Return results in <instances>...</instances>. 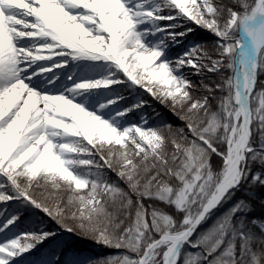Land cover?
<instances>
[{
  "label": "snow or ice",
  "instance_id": "snow-or-ice-1",
  "mask_svg": "<svg viewBox=\"0 0 264 264\" xmlns=\"http://www.w3.org/2000/svg\"><path fill=\"white\" fill-rule=\"evenodd\" d=\"M176 21L212 33V48L170 59L192 31ZM261 74L264 0H0V202L121 250L71 264H264ZM122 84L183 126L128 124L143 101L118 107ZM0 218V234L19 219ZM54 235L4 236L0 264Z\"/></svg>",
  "mask_w": 264,
  "mask_h": 264
},
{
  "label": "rangeland",
  "instance_id": "rangeland-1",
  "mask_svg": "<svg viewBox=\"0 0 264 264\" xmlns=\"http://www.w3.org/2000/svg\"><path fill=\"white\" fill-rule=\"evenodd\" d=\"M174 15V13H173ZM177 23H182L183 27L176 29V31H185L187 28H191L192 31L188 33L185 37H183L179 44L177 45H171L170 41V47L168 50V56L170 59H176L180 54H182L185 50H187L188 46L190 44H204L206 48L211 49L214 41L216 40V37L209 31L195 25L193 22H187V21H176ZM172 21L165 20L164 23L159 22L161 27H167ZM193 33V37L189 36ZM204 33V34H203ZM192 38V39H191ZM184 39H188V44L181 45V42L184 41ZM177 47L178 49H174ZM177 52V53H176ZM192 70L188 67H185L183 69V73L188 76L190 79L193 78L194 83H198L201 78H197L194 75H191ZM206 82H212L217 81L218 77L215 73H207L206 74ZM209 77V79H207ZM264 74H261L258 79L264 80ZM117 92L121 96L124 97L122 101L119 102L118 107L122 108L123 106H133L136 103L143 101V105L140 108L134 109L132 112L128 113L126 117L124 118L128 124H131L129 120L135 121L136 123H139L142 118H146L149 122V126H153L158 124L162 119H160L157 116V113H168L170 115L169 123H171L174 126H183L181 122L172 114L170 110V105L162 104L158 99L154 98L151 94L147 93L144 89H141L139 87L131 88L128 84H122V85H115L113 86ZM259 88V84H258ZM194 97L199 96V92L193 93ZM134 113V114H132ZM131 115V117H129ZM156 119V120H154ZM111 172V171H110ZM113 173V172H112ZM114 175V173H113ZM10 194V193H9ZM264 194V193H262ZM21 205H25L22 202H20ZM17 206H20L19 204ZM228 205H224V208H227ZM13 207V206H11ZM10 207V202H0V213H3L5 217L10 218L11 215H15V212L13 208ZM27 208L29 209L30 206L27 205ZM46 217L45 223L41 224H32L28 227V230L34 231L36 233H41V230L48 231V232H62L65 231L64 228L61 227L60 224L53 223L51 217H49L47 214L44 215ZM2 220V218H0ZM71 222V221H69ZM68 223V222H67ZM72 222L70 223V225ZM13 225L9 226V229H7L4 233L0 234V242H2V239L4 236H9L10 238H14L15 235H21L22 233L20 231H16L14 229H11ZM55 229H54V228ZM52 228L56 231H50ZM62 229V230H61ZM58 230V231H57ZM25 232V229L23 230ZM51 237V236H50ZM49 237V238H50ZM48 238V239H49ZM48 239L44 240L43 242L47 241ZM43 242H33L35 243V248H37L39 245H43ZM32 250V249H31ZM29 250L28 252L23 253L20 257L16 258L15 264H25L22 262V259L24 258V261H27L30 264L37 263V264H49L48 259L40 254H35V252H32ZM98 259V258H96ZM95 260V259H94ZM26 262V263H27ZM71 264V263H69Z\"/></svg>",
  "mask_w": 264,
  "mask_h": 264
},
{
  "label": "trees",
  "instance_id": "trees-1",
  "mask_svg": "<svg viewBox=\"0 0 264 264\" xmlns=\"http://www.w3.org/2000/svg\"><path fill=\"white\" fill-rule=\"evenodd\" d=\"M164 11L169 13L168 10H164ZM189 36L193 37L194 35H193V33H191V35H189ZM188 41H189L188 39H184V41H182L181 43H182V45H184V44L186 45V44H188ZM196 77L200 78L198 76H196ZM207 79H209V77ZM191 80H193V78H191ZM157 116L160 119H162V121H166V122H168L169 121L168 118H170V115L168 113H162V114L157 113ZM154 120H156V119H154ZM212 164L214 167L219 164V158L216 157L215 155H213V157H212ZM107 175H108V179L110 181H117V179H118L116 177L115 173L113 175V173L110 171H108ZM37 195H38V193H37ZM237 195H239V193H237ZM224 209H225L224 207L217 209L213 214V219L215 218V216H217L221 212H223ZM32 211H34L37 214L36 216L34 215V217H36V221L37 220L40 221V219H41L40 217H43L45 215V213L39 209L34 208ZM27 212L28 211H24V212H22L23 214H19V215H23L21 217H23L24 221H27L34 214V213L32 214V213H27ZM251 214L254 216H259L262 214V210L259 207V205H257L256 210ZM53 221H54L53 223H56L55 220H53ZM21 222H22V220H21ZM67 222H68V224L71 223L69 221H67ZM211 223H212V220L210 219L206 223L202 224L200 226V228L198 229V232L206 229L209 225H211ZM193 239H195V236L193 237ZM118 251H121V250L110 249V248L104 247L103 245L95 243L90 238H85L79 232L68 233L67 231H62V233H60L58 235V239L56 241L51 240L48 243V249L46 252L50 256V258L52 259L53 264H69L76 257H79L81 259H93L94 260L96 258L106 257L107 255H109L111 253L118 252ZM57 257H58V259H57Z\"/></svg>",
  "mask_w": 264,
  "mask_h": 264
}]
</instances>
